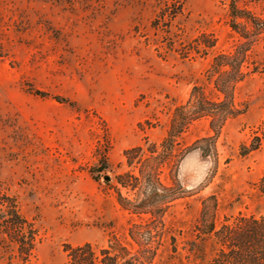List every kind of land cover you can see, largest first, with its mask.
I'll use <instances>...</instances> for the list:
<instances>
[{"label":"rangeland","instance_id":"1","mask_svg":"<svg viewBox=\"0 0 264 264\" xmlns=\"http://www.w3.org/2000/svg\"><path fill=\"white\" fill-rule=\"evenodd\" d=\"M234 8L262 12L259 0H0V264H71L84 244L100 259L113 239L137 264H201L206 198L217 225L264 215V72L216 87L234 78L213 63L241 41ZM248 60L264 68V36ZM195 85L238 113L191 122L170 159L162 141Z\"/></svg>","mask_w":264,"mask_h":264},{"label":"trees","instance_id":"2","mask_svg":"<svg viewBox=\"0 0 264 264\" xmlns=\"http://www.w3.org/2000/svg\"><path fill=\"white\" fill-rule=\"evenodd\" d=\"M259 2L262 7L260 14L246 9L235 10L234 8L232 10L234 16L230 27L241 41L232 54L218 55L213 61L217 71L222 68L226 69L225 72L219 73L220 76L226 73L234 74V78L225 84V88L221 82H218L216 87L221 93L227 89L232 91L248 77L264 72V68H260L261 64H253L248 60V57L251 59L253 45L264 36V0H259ZM246 63L248 64L244 68L246 71H243L242 67ZM191 92L187 104L179 108L178 119L172 117L167 137L162 141L163 151L170 159L174 157L176 151L175 139L178 138L180 131L188 128L191 122L202 117L211 118V122L217 118L220 119V111L224 106H227V110L223 109L224 113L225 111H231L230 114L235 113L234 115L238 113L232 99L228 102L226 99L218 102L208 100L203 89L198 94V85H195ZM222 95L225 98V94ZM221 121L225 120L221 119ZM156 149L154 148L151 152L154 153ZM132 153L133 151L125 152L126 159L135 160L136 156L133 158ZM188 153L187 150L186 154ZM138 163L134 162V164ZM146 172L141 170V174ZM259 190L264 195V174L259 181ZM136 211L134 212L136 215L144 213L139 209ZM217 211V201L214 196L202 202L198 221L199 262L201 264H264V215L258 217L238 215L231 221L230 218H225L223 223L217 225ZM208 252H210L209 255ZM68 253L71 264H137V261L128 257L130 252L127 248L116 239L109 242L106 249L99 250L100 259L97 258L95 250L89 244L69 248Z\"/></svg>","mask_w":264,"mask_h":264},{"label":"water","instance_id":"3","mask_svg":"<svg viewBox=\"0 0 264 264\" xmlns=\"http://www.w3.org/2000/svg\"><path fill=\"white\" fill-rule=\"evenodd\" d=\"M103 180H105V181H106V180H107V177H106V176H104V177H103Z\"/></svg>","mask_w":264,"mask_h":264}]
</instances>
